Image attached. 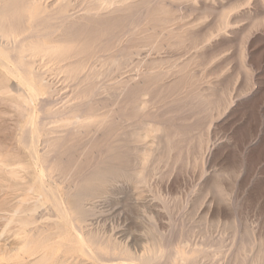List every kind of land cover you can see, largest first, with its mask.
Listing matches in <instances>:
<instances>
[{
  "label": "rangeland",
  "instance_id": "obj_1",
  "mask_svg": "<svg viewBox=\"0 0 264 264\" xmlns=\"http://www.w3.org/2000/svg\"><path fill=\"white\" fill-rule=\"evenodd\" d=\"M96 1L63 0L62 6L50 8L52 0L44 2L48 8L43 15L56 20L50 21L52 34L40 40L59 42L74 49L70 61H76L74 65L83 70L78 80L68 79V74L58 69L57 60L40 56L36 70L56 93L52 97L40 94L33 102L28 98L30 90L21 86L18 78L16 82L15 76L4 74L0 66V236H3L1 244L18 247L13 249L16 255L19 253V258L16 256L9 263L1 258L0 264L36 262L46 237V244L51 243L49 239L53 242L48 243L50 247L45 252L50 254L53 248L56 250L47 264L61 261L105 264L81 252L76 244L72 245L71 238L66 236L69 232L62 229L59 208L54 205V198L42 194L40 181L47 183L45 188L56 194L54 197H58L61 205L70 208L73 197L90 186L92 175L103 168L111 169L112 165V170H128L132 175L144 168L146 179L141 182L136 177H119L84 201V230L92 229L104 245L116 246L118 251L129 250L134 264L138 263L139 255L157 246L166 253L173 251L171 246L190 254L196 252V264H264L263 260L256 259L264 254V0ZM99 5L101 8H97ZM89 9H93L91 14L95 18L87 15ZM61 12L69 18L65 15L66 20L57 18ZM32 20L36 22L27 21L23 35L33 32V27L40 34L48 31L37 23L38 19ZM166 20L171 22L165 23ZM121 47H128L126 52L130 55L117 69L111 66L110 59L123 50ZM136 63L139 68L135 67ZM109 65L113 69L109 70ZM90 73L93 75L89 77ZM97 85H101L98 95L88 109L82 108V114L80 111L82 118L92 122L87 128L76 129L68 135L70 126L65 127L59 117L46 119L40 110L49 98L52 101L49 107L66 110L88 98L89 90ZM112 90H116L114 95ZM136 106L140 112L135 110ZM31 113L35 115L34 122L45 125L36 139L34 152L30 148V131L38 123H28ZM148 128L156 132L139 142L132 141L134 129L144 135ZM23 131L25 135L28 132L29 142L24 139ZM57 140L64 143L58 149ZM145 154L149 158L143 166L139 156ZM10 168L16 175L11 174ZM29 195L34 198L29 200ZM25 196L28 202L17 200ZM10 214L16 215H12L14 220L19 215L18 218H27L33 224L22 228L17 219L13 220L14 226L13 221L9 222ZM5 225H10L7 231ZM20 229L24 231L21 235ZM16 230L19 235L15 234L20 237L12 236ZM24 243H29L28 247ZM115 259V264L130 262H121L125 256ZM165 259L161 264H169Z\"/></svg>",
  "mask_w": 264,
  "mask_h": 264
},
{
  "label": "bare ground",
  "instance_id": "obj_2",
  "mask_svg": "<svg viewBox=\"0 0 264 264\" xmlns=\"http://www.w3.org/2000/svg\"><path fill=\"white\" fill-rule=\"evenodd\" d=\"M99 1H101V0H99ZM102 1H104L105 3H111L112 2V0L110 1V0H102ZM128 1V0H127ZM155 1V0H154ZM158 1V0H157ZM44 2H45V0H0V66L2 67V69L6 72V73H4V74H7V75H11V76H15L14 77V80H15V78H16V80H17V78L19 79V83H21V86H26L29 90H30V96L28 97L29 99H31L33 102H34V98L36 97L37 98V96L38 95H40V94H44V95H46V96H48V97H52V95H54V93H56V91H53V90H51V87L47 84V83H45L44 82V79L41 77V74L39 73V71H37L36 69V67H35V64H36V62H37V58L38 57H40L41 56V58H44V56H50V57H52L53 58V60H57L58 61V69L60 70V71H62V72H64L65 74L67 73L68 74V79H69V77L71 78V79H74V80H78L79 79V77H80V74H81V72L83 73V70H82V67L81 66H75L74 64L76 63V61H73V62H75V63H72L71 61H70V59H71V56H72V53H73V51H74V49H72L71 47H69V46H67V45H60V43L59 42H57V43H55L54 41H41L40 40V38L41 37H48V36H50V34H52V33H50L51 31H49V28H51V24H50V21L51 20H53V19H55L56 20V18L54 17V18H51V20L48 18V16H44L43 15V13H45L44 11L48 8V6L47 7H44ZM63 2V0H52V5H50L49 6V8L50 7H54V6H56V5H60L61 3ZM78 2V1H77ZM89 2V1H88ZM98 2V0L96 1V3ZM103 2V3H104ZM116 2V1H115ZM121 3H122V1H120ZM120 2L118 3V4H120ZM139 2V1H138ZM137 2V3H138ZM145 2H146V0H145ZM153 2V1H152ZM161 2V1H160ZM46 3V2H45ZM79 3V2H78ZM105 3H104V5H105ZM125 3V2H124ZM123 3V4H124ZM192 3V2H191ZM86 4V3H85ZM92 4V3H91ZM94 4H95V2H94ZM113 4H114V2H113ZM112 4V5H113ZM134 4V3H133ZM153 4V3H152ZM160 4V3H159ZM168 4V3H167ZM170 4V3H169ZM190 4V3H189ZM81 5V4H80ZM100 5H102L103 6V4H102V2H101V4ZM99 5V7H97V8H101V6ZM108 5H110V4H108ZM116 5V4H115ZM155 5V4H154ZM161 5V4H160ZM164 5V4H163ZM179 5V4H178ZM192 5V4H191ZM61 6H62V4H61ZM79 6V5H78ZM96 6V5H95ZM150 6V5H149ZM153 6V5H152ZM157 6H158V4H157ZM182 6V5H181ZM90 8V7H89ZM109 8H110V6H109ZM111 8H112V6H111ZM124 8V7H123ZM159 8H160V6H159ZM166 8V7H165ZM60 9V8H59ZM58 7H57V12H58ZM77 9V8H76ZM82 9H86V8H82ZM88 9V8H87ZM104 9H106V8H104ZM164 9V8H163ZM78 10H80V9H78ZM93 9H89V10H86V11H88V13H87V15H89L90 16V18L92 17H96L95 16V14H94V16L91 14ZM95 10V9H94ZM107 10V9H106ZM120 10V9H119ZM143 10V9H142ZM141 10V11H142ZM144 10H145V8H144ZM160 10H162V8H160ZM52 11V10H51ZM50 11V12H51ZM54 11V10H53ZM116 11V10H115ZM140 11V13H142ZM146 11V10H145ZM73 12V11H72ZM107 12V11H106ZM160 12V11H159ZM78 13H79V11H78ZM83 13L84 12H82V15H83ZM111 13V12H110ZM109 13V14H110ZM138 13V12H137ZM55 14H56V12H55ZM54 14V15H55ZM148 13H146L145 14V17H146V15H147ZM175 14V13H174ZM47 15H48V13H47ZM52 15V14H51ZM50 14H49V16H51ZM58 15V14H57ZM65 14L63 13V12H61L60 13V16L59 17H57V18H64L65 19V16H67V14L64 16ZM81 15V16H82ZM133 15H135V14H133ZM177 15V14H176ZM98 16V15H97ZM102 16V15H101ZM138 16V15H137ZM142 16V15H141ZM52 17V16H51ZM68 17V16H67ZM83 17V16H82ZM138 17H140V16H138ZM155 17V16H154ZM69 18V17H68ZM90 18H89V20H90ZM101 18V17H100ZM135 18V17H134ZM144 18V17H143ZM178 18V17H177ZM181 18V17H180ZM31 19H38V21H37V23L38 22H40V24H41V26H42V28H44V29H47L48 31H44V30H42V28H40L42 31H44L43 33H39V31H36L35 29H37V27H33V29L31 30V31H33V32H31V33H28V34H26V35H23L24 34V32L25 31H23V30H25V29H23L25 26H26V23H27V21H29L30 20V23L32 22L33 23V21L34 22H36L35 20H32L31 21ZM77 19V18H76ZM102 19V18H101ZM137 19V18H136ZM169 19V18H168ZM171 19V18H170ZM232 19V18H231ZM66 20V19H65ZM84 20V19H83ZM92 20V19H91ZM142 20V19H141ZM140 20V21H141ZM175 20V19H174ZM218 20H220V19H218ZM94 21V20H93ZM132 21V20H131ZM141 22H143V21H141ZM159 22V21H158ZM162 22V21H161ZM160 22V23H161ZM165 23L167 22V20L166 21H164ZM169 22H171V21H169ZM169 22H167V23H169ZM155 23H156V21H155ZM58 24V23H57ZM92 24H93V22H92ZM123 24V23H122ZM132 24V23H131ZM154 24V23H153ZM162 24V23H161ZM219 24V23H218ZM221 24V23H220ZM34 25H35V23H34ZM55 25V24H54ZM71 25V24H70ZM155 25V24H154ZM183 25V24H182ZM32 26V25H31ZM75 26H77L78 27V25H75ZM93 26V25H92ZM130 26V25H129ZM135 26V25H134ZM138 26V25H137ZM139 26H141V25H139ZM90 27V26H89ZM220 27H221V25H220ZM35 28V29H34ZM72 28H73V25H72ZM79 28V27H78ZM134 28V27H133ZM132 28V29H133ZM169 28V27H168ZM177 28V27H176ZM175 28V29H176ZM181 28V27H180ZM179 28V29H180ZM23 29V30H22ZM39 29V30H40ZM87 29V28H86ZM165 29H166V27H165ZM174 29V30H175ZM71 30V29H70ZM73 30V29H72ZM124 30V29H123ZM135 30H136V27H135ZM170 30H172V29H170ZM169 30V31H170ZM177 30H178V28H177ZM157 31V30H156ZM163 31V30H162ZM41 32V31H40ZM71 32V31H70ZM69 32V33H70ZM171 32V31H170ZM173 32V31H172ZM182 32V31H181ZM136 33V32H135ZM143 33V32H142ZM155 33V32H154ZM158 33H161V31H159ZM164 33V32H163ZM66 34H67V32H66ZM70 34H72V33H70ZM80 34V33H79ZM78 34V35H79ZM83 34V33H82ZM118 34V33H117ZM152 34V33H151ZM162 34V33H161ZM181 34V33H180ZM191 34V33H190ZM189 34V35H190ZM65 35V34H64ZM134 34H132V36H133ZM142 35V34H141ZM155 35V34H154ZM160 35V34H159ZM69 36V35H68ZM128 36V35H127ZM143 36V35H142ZM145 36V35H144ZM164 36H165V34H164ZM138 37V36H137ZM140 37V36H139ZM148 37V36H147ZM196 37V36H195ZM59 38H61V37H59ZM64 39H65V37H63ZM69 38H71V37H69ZM121 38H122V36H121ZM130 38V37H129ZM143 38V37H142ZM148 38H150V39H152L150 36L148 37ZM174 38V37H173ZM56 39V38H55ZM78 39V38H77ZM109 40V39H108ZM132 40V39H131ZM137 40V39H136ZM142 40V39H141ZM158 40H160V39H158ZM150 41H153L154 42V40H150ZM160 42V41H159ZM71 43H72V41H71ZM111 43V42H110ZM129 43V42H128ZM148 43H150V42H148ZM172 43V42H171ZM175 43V42H174ZM185 43V42H184ZM67 44H69V43H67ZM140 44V43H139ZM144 44H146V43H144ZM160 44V43H159ZM163 44V43H162ZM165 44V43H164ZM192 44V43H191ZM128 45V44H127ZM130 45V44H129ZM137 45H138V43H137ZM150 45H152V43L150 44ZM150 45H148V46H150ZM154 45H155V43H154ZM170 45V44H169ZM180 45V44H179ZM181 45H182V43H181ZM140 46V45H139ZM164 46V45H163ZM166 46V45H165ZM194 46V45H193ZM129 47V46H128ZM127 47V48H128ZM133 47H136V46H133ZM138 47V46H137ZM154 47V46H153ZM160 47V46H159ZM171 47V46H170ZM192 47V46H191ZM112 48V47H111ZM122 48V47H121ZM125 48V49H124ZM124 48H122L123 50L121 51V50H119V52L120 53H118L117 54V56H115V57H113V58H111L110 60H111V66L112 67H115V68H119L120 66H122V64H123V59H125V58H127L130 54L128 53V52H126L127 51V48L126 47H124ZM131 48V47H130ZM144 48V47H143ZM155 48H158L157 46L155 47ZM172 48V47H171ZM193 48V47H192ZM147 49V48H146ZM149 49V48H148ZM147 49V50H148ZM168 49H170V48H168ZM180 49V48H179ZM154 50V49H153ZM156 50V49H155ZM159 50V49H158ZM161 50V49H160ZM171 50V49H170ZM173 50V49H172ZM182 50V49H181ZM184 50H186L185 48H184ZM183 50V51H184ZM149 51V50H148ZM157 51V50H156ZM162 51V50H161ZM181 52V53H185V52ZM108 52V51H107ZM151 52V51H150ZM180 52V51H179ZM75 53V52H74ZM78 53V52H77ZM155 53V52H154ZM187 53V52H186ZM138 54H139V52H138ZM112 55V54H111ZM108 56V55H107ZM139 57V56H138ZM147 57V56H146ZM46 58V57H45ZM48 58V57H47ZM84 58V57H83ZM129 58V57H128ZM139 59V58H138ZM159 59V58H158ZM40 60H42V59H40ZM98 60V59H97ZM104 60V59H103ZM102 60V61H103ZM128 60V59H127ZM88 61V60H87ZM99 62H100V60H98ZM97 61V62H98ZM158 61V60H157ZM189 61V60H188ZM40 62V61H39ZM110 62V61H109ZM141 62V61H140ZM147 62V61H146ZM150 62H153V61H150ZM179 62V61H178ZM105 63V62H104ZM126 63V62H125ZM134 63V62H133ZM139 63V62H138ZM138 63H136V66L135 67H138L137 66V64ZM143 63V62H142ZM145 63V62H144ZM78 64V63H77ZM105 64H107V63H105ZM130 64V63H129ZM135 64V63H134ZM153 64H154V62H153ZM159 64V63H158ZM161 64V63H160ZM159 64V65H160ZM45 65V64H44ZM103 65V64H102ZM131 65V64H130ZM129 65V66H130ZM143 65V64H142ZM146 64H144V66H145ZM148 65H149V63H148ZM46 66V65H45ZM44 66V67H45ZM105 66H107V65H105ZM110 66V65H109ZM110 66V68H109V70L112 68ZM126 66V65H125ZM128 66V67H129ZM132 66V65H131ZM140 66H141V64H140ZM157 66V65H156ZM1 67H0V69H1ZM96 67V66H95ZM98 67V66H97ZM146 67V66H145ZM179 67H180V65H179ZM92 67H90L89 69H91ZM134 68V67H133ZM139 68V67H138ZM137 68V69H138ZM154 68V67H153ZM41 69V68H40ZM95 69V68H94ZM93 69V70H94ZM101 69V68H100ZM113 69V68H112ZM143 69V68H142ZM155 69H156V67H155ZM58 70V71H59ZM92 70V69H91ZM90 70V71H91ZM102 70V69H101ZM106 70H108V69H106ZM108 70V71H109ZM125 70V69H124ZM136 70V69H135ZM148 70V69H147ZM150 70V69H149ZM57 71V72H58ZM105 71V70H104ZM108 71H107V73H108ZM146 71V70H145ZM57 72H56V74H57ZM114 72V71H113ZM130 72V71H129ZM188 72V71H187ZM186 72V73H187ZM93 73H95V72H93ZM115 73V72H114ZM133 73V72H132ZM3 74V75H4ZM44 74V73H43ZM59 74H61V73H59ZM59 74H57V75H59ZM92 73H90L89 74V77H90V75H91ZM101 75H102V73H100ZM106 75V73H104L103 72V75ZM93 75V74H92ZM104 75V76H105ZM109 75V74H108ZM126 75V74H125ZM151 75V74H150ZM171 75V74H170ZM192 75V74H191ZM2 76V75H1ZM86 76V75H85ZM109 76H111V74L109 75ZM127 76V75H126ZM133 76V75H132ZM193 76V75H192ZM12 77V78H13ZM57 77V76H56ZM61 77V76H60ZM95 77V76H94ZM93 77V78H94ZM101 77V76H100ZM108 77V76H107ZM112 77V76H111ZM122 77V76H121ZM177 77V76H176ZM7 78V77H6ZM83 78V77H82ZM81 78V79H82ZM113 78V77H112ZM178 78H180V77H178ZM8 79V78H7ZM68 79H67V82H68ZM84 79V78H83ZM88 79V78H87ZM99 79H102V78H99ZM98 79V81L100 82V80ZM119 79V78H118ZM127 79V78H126ZM130 79V78H129ZM135 79H138V78H135ZM191 79V78H190ZM74 80H73V82H74ZM89 80V79H88ZM93 80V79H92ZM96 80H97V78H96ZM114 80V79H113ZM112 80V81H113ZM158 80V79H157ZM11 81V80H10ZM84 81V80H83ZM102 81V80H101ZM119 81V80H118ZM16 82H18V80L16 81ZM62 82V81H61ZM80 82V81H79ZM86 82H88V81H86ZM95 82V81H94ZM98 82V83H99ZM129 82H130V80H129ZM7 83V82H6ZM58 83V82H57ZM71 83V82H70ZM91 83H92V81H91ZM15 84V83H14ZM61 84H65V83H61ZM88 83H86L85 85H87ZM101 84H103V82L101 83ZM139 84V83H138ZM187 84H189V82L187 83ZM57 85V84H56ZM90 84H88V86H89ZM116 85H117V83H116ZM120 85V84H119ZM124 85V84H123ZM129 85H131V84H129ZM142 85V84H141ZM4 86H5V84H4ZM63 86H65V85H63ZM74 86V85H73ZM82 86V85H81ZM87 86V87H88ZM92 86V85H91ZM101 86V85H100ZM100 86H98L97 85V87H93L91 90H89L90 91V93H88L86 96H88V98H85L83 101H81V103H79V104H77L76 103V105H74V106H71V107H69V108H67L66 110H54V109H52L51 107H49L50 106V104L51 103H49V102H52V101H50L51 99L49 98V102H46L45 104H43L41 107H40V110L42 109V111L44 112V117L47 119H49V118H55V117H59L61 120H62V123L64 124V126L66 127V126H70V129L68 130V135H69V133H70V135L71 134H73V133H75V130L76 129H79V128H87V127H89V126H91V124H92V122H90V121H87L88 120V118L86 119V117H85V119L84 118H82V116L80 115V111H81V114H82V110L84 109V107L85 108H87L88 109V106L90 105V103L92 102V99L94 98V97H96L97 95H98V92L100 91V89L98 88V87H100ZM106 86V85H105ZM109 86V85H108ZM126 86V85H125ZM189 86V85H188ZM6 87V86H5ZM82 87H85V86H82ZM81 87V88H82ZM115 87V86H114ZM113 87V88H114ZM16 88V87H15ZM19 88V87H18ZM17 88V89H18ZM25 88V87H24ZM23 88V89H24ZM67 88V87H66ZM74 88V87H73ZM75 88H76V86H75ZM104 88V87H103ZM107 88V87H106ZM109 88V87H108ZM111 88V87H110ZM3 89V88H2ZM70 89H71V87H70ZM89 89H90V87H89ZM117 89V88H116ZM119 89H122V88H119ZM124 89V88H123ZM27 90V89H26ZM77 90V89H76ZM23 91V90H22ZM87 91V90H86ZM105 91H106V89H105ZM110 91V90H109ZM113 91V90H112ZM116 91V90H115ZM115 91H113V94L112 95H114L115 93ZM121 91V90H120ZM125 91V90H124ZM123 91V92H124ZM127 91V90H126ZM24 92V91H23ZM106 93V92H105ZM104 93V94H105ZM59 94H60V92H59ZM102 94V93H101ZM104 94H103V96H104ZM123 94V93H122ZM121 94V95H122ZM199 94V93H198ZM118 95V94H117ZM119 95H120V93H119ZM201 95V94H200ZM66 96V95H65ZM77 96V95H76ZM81 96V95H80ZM108 96V95H107ZM116 96V95H115ZM202 96V95H201ZM82 97V96H81ZM67 98V97H66ZM65 98V99H66ZM75 98V97H74ZM84 98V97H83ZM105 98H106V96H105ZM114 98V97H113ZM118 98H119V96H118ZM199 98H200V96H199ZM202 98H203V96H202ZM34 99V100H33ZM44 99V98H43ZM110 99H111V96H110ZM115 99V98H114ZM41 100V99H40ZM197 100H199V99H197ZM47 101V100H46ZM100 101H102V100H100ZM33 102H31V103H33ZM41 102V101H40ZM71 102H72V100H71ZM117 102V101H116ZM30 103V104H31ZM37 103V102H36ZM39 103V102H38ZM42 103H43V101H42ZM94 103V102H93ZM111 104V103H110ZM34 105V104H33ZM32 106V105H31ZM105 106H107V105H105ZM36 107V106H35ZM29 108V107H28ZM83 108V109H82ZM101 108V107H100ZM18 109V108H17ZM22 109V108H21ZM25 109V108H24ZM23 109V110H24ZM33 109H35V108H33ZM20 110V109H19ZM30 110H32L31 108H30ZM36 110V109H35ZM135 110L138 112H140V108H139V106H136L135 107ZM25 111H26V109H25ZM84 112H85V110H84ZM19 113V112H18ZM21 113V112H20ZM37 113V112H36ZM86 113V112H85ZM97 113H99V112H97ZM22 115L24 116V114L22 113ZM31 115H32V113H31ZM37 115V114H36ZM87 115H89V114H87ZM21 116V115H20ZM19 116V117H20ZM28 117V116H27ZM34 117H35V115H34ZM34 117H33V115L31 116V117H28V123L29 124H31V123H38V124H36V126L33 128V129H31V131H30V133L32 134V140H31V150L34 152L35 151V143L37 144V137H38V135H39V133L41 132V131H44L45 130V128H44V126L45 125H43V122L42 123H39V122H41V121H36V122H34L35 121V119H34ZM36 118H37V116H36ZM52 119V120H53ZM58 119V118H57ZM56 119V120H57ZM59 119V120H60ZM91 119V118H90ZM95 119V118H94ZM37 120H38V118H37ZM42 120V119H41ZM55 120V121H56ZM114 120V119H113ZM119 120V119H118ZM124 120V119H123ZM43 121V120H42ZM48 121V120H47ZM50 121V120H49ZM101 121V120H100ZM108 121V120H107ZM52 122V121H51ZM57 123H59L58 121H56ZM94 122H96V121H94ZM126 122V121H125ZM48 123H50V122H48ZM53 123V122H52ZM61 123V122H60ZM61 123V124H62ZM29 124H28V126H29ZM54 124H55V126H56V123L54 122ZM52 125V124H51ZM105 125V124H104ZM135 125V124H134ZM133 125V126H134ZM27 126V125H26ZM26 126H25V129H26ZM53 126V125H52ZM142 126V125H141ZM143 127H144V125H143ZM108 128V127H107ZM137 128V127H136ZM47 129V128H46ZM56 129V128H55ZM66 129V128H65ZM131 130V129H130ZM135 130V132L133 133V134H131V138H132V141H135V142H139V141H141V140H143V138H147V137H150L151 136V134L152 133H154V132H156V130L155 129H152V128H148V129H146L145 130V133H144V135L142 134V132H140V131H136V129H134ZM138 130V129H137ZM27 131H28V129H27ZM128 131V130H127ZM126 131V132H127ZM164 131V130H163ZM25 132H26V130H25ZM24 131H23V134L25 133ZM47 132V131H46ZM45 132V133H46ZM94 132V131H93ZM79 133V132H78ZM125 133V132H124ZM160 133H161V131H160ZM159 133V134H160ZM27 134H28V132L26 133V135L24 136V139H27ZM49 134V133H48ZM53 134V133H52ZM100 134V133H99ZM127 134V133H126ZM157 134V133H156ZM164 134V133H163ZM153 135V134H152ZM161 135V134H160ZM40 137V136H39ZM64 137V136H63ZM62 137V138H63ZM67 137V135L65 136V140L66 139H68V138H66ZM173 137V136H172ZM167 138V137H166ZM39 139V138H38ZM160 139V138H159ZM165 139V138H164ZM168 139V138H167ZM166 139V140H167ZM21 140V139H20ZM28 140V139H27ZM23 141V140H22ZM30 141V138H29V140H28V142ZM165 141V140H164ZM173 141H174V139H173ZM161 142V141H160ZM168 142H170V141H168ZM24 143V142H23ZM61 143H63V140H62V142H58V140H57V142H56V148L58 149V148H61L62 146L61 145H63V144H61ZM163 143V142H162ZM161 143V144H162ZM22 144V143H21ZM65 144H66V142H65ZM96 144V143H95ZM126 144V143H125ZM129 144V143H128ZM160 144V143H159ZM170 144V143H169ZM177 144V143H176ZM23 145H25V144H23ZM46 145H48V144H46ZM118 145V144H117ZM168 145V144H167ZM37 146V145H36ZM145 146V145H144ZM25 147V146H24ZM49 147V146H48ZM27 148H28V146H27ZM47 148V147H46ZM69 148V147H68ZM71 148V147H70ZM129 148V147H128ZM158 148V147H157ZM168 148V147H167ZM169 148H171V147H169ZM84 149V148H83ZM103 149V148H102ZM108 149V148H107ZM30 150V151H31ZM37 150V149H36ZM155 150V149H154ZM29 151V152H30ZM66 151V150H65ZM129 151V150H128ZM165 151V150H164ZM171 151V150H170ZM40 152H42V151H40ZM152 152V151H151ZM151 152H149V153H151ZM168 152V151H167ZM30 153H32V152H30ZM35 153H37V152H35ZM35 153L34 154H31V156L32 155H35ZM137 153V152H136ZM38 154H40L39 153V151H38ZM152 154V153H151ZM150 154V155H151ZM41 155V154H40ZM70 155V154H69ZM68 155V156H69ZM109 156H111V155H109ZM152 156V155H151ZM132 157V156H131ZM148 155H143V156H139V159H140V162H141V164L144 166L145 165V161L146 160H148ZM33 158H34V156H33ZM37 158H39V157H37ZM35 160H36V158H34ZM70 159V158H69ZM123 159H125V158H123ZM40 160H41V158H40ZM73 160V159H72ZM161 160H163V159H161ZM37 161V160H36ZM52 161V160H51ZM71 161V160H70ZM110 161V160H109ZM135 161V160H134ZM33 162V161H32ZM41 162V161H40ZM112 162H114V161H112ZM124 162V161H123ZM165 162V161H164ZM109 163V162H108ZM126 163V162H125ZM153 163V162H152ZM50 164V162L48 163V165ZM110 164V163H109ZM161 164V163H160ZM163 164V163H162ZM46 165H47V163H46ZM159 165V164H158ZM43 166V165H42ZM101 166V165H100ZM113 167H114V165H112ZM153 166H155V165H153ZM160 166V165H159ZM46 167V166H45ZM44 167V168H45ZM103 167V166H102ZM112 167V168H113ZM3 168H5V167H3ZM2 168V169H3ZM112 168L110 169V168H103L102 170H99V171H97V172H95L93 175H92V177L93 178H91V184H90V186L86 189V190H82V192H79L80 194H78V195H75L74 197H73V200H72V203H71V207L70 208H65V206H64V204L63 205H61V202H60V200H58V197L56 196V197H54L56 194H52L51 192H50V189L48 190V189H46L45 188V183L46 182H42V181H40V184H41V192H42V194H45V195H47L48 197H52V198H54V205H56V207L57 208H59V211H60V213H61V216H62V218L61 219H63V226H62V229L64 230V232H69V233H67L68 235H66V236H68V237H70L71 238V242H72V245H77L76 247H77V249H79L81 252H83L84 254H87V255H90V256H92L93 258H95L98 262H105V264L107 263H109V264H115L116 262V260L118 259H115V257H117V256H125L126 257V259H124V260H122L121 262H125V261H130V262H133L135 259H134V257H133V255L131 254V252L129 251V250H127V249H123V250H119L118 251V249H117V247L116 246H107V245H104L103 243H101L99 240H98V238L92 233V232H94V231H92V229H89V227H88V224H87V226H85V227H88V228H86V230H84V226H83V224H84V222H85V217H86V211H85V209H84V207H83V204H84V201L85 200H87L88 198H91L92 196H94V195H96V193L98 194V192H100V188L102 187V186H104L107 182H110L111 180L112 181H114V180H116L117 178H119V177H124V179L126 178H128V179H131V178H133V177H136L139 181H145V179H146V176H145V174H144V168L141 170V171H139L138 173H136L135 175H132V173H130V171H120L119 172V170H112ZM135 168V167H134ZM1 169V168H0ZM6 169V168H5ZM9 169V168H8ZM11 169V168H10ZM46 169H47V167H46ZM114 169H116V168H114ZM153 169V168H152ZM15 170V169H14ZM45 170V169H44ZM82 170V169H81ZM91 170V169H90ZM130 170V169H129ZM147 170V169H146ZM145 170V171H146ZM6 171V170H5ZM154 171V170H153ZM2 172V171H1ZM9 171H7L6 173H8ZM11 174L14 176V175H16V173H13L14 171H12V169H11ZM41 172H42V170H41ZM40 172V173H41ZM81 173H82V171H80ZM85 172V171H84ZM150 172H151V170H150ZM93 173V172H92ZM156 173V172H155ZM148 174V173H147ZM154 174V173H153ZM12 175H11V177H12ZM72 175V174H71ZM150 175V174H149ZM6 176H10V173H9V175H6ZM47 177V176H46ZM49 177V176H48ZM48 177H47V179H48ZM91 177V176H90ZM150 177V176H149ZM14 178V177H13ZM87 178V177H86ZM18 179V178H17ZM20 179V178H19ZM46 179V178H45ZM77 179V178H76ZM88 179V178H87ZM85 180V179H84ZM90 180V179H89ZM45 181V180H44ZM137 181V180H136ZM48 182V181H47ZM129 182V181H128ZM148 182V181H147ZM52 183V182H51ZM112 183V182H111ZM48 184H50V183H48ZM74 184V183H73ZM76 184V183H75ZM51 185V184H50ZM46 186H47V183H46ZM75 186V185H74ZM51 187V186H50ZM57 187V186H56ZM110 187V186H109ZM66 188V187H65ZM54 189H56V188H54ZM53 189V190H54ZM69 189H71V188H69ZM103 189V188H102ZM80 190V191H81ZM18 191V190H17ZM57 191V190H56ZM69 191V190H68ZM102 191V190H101ZM19 192V191H18ZM29 192V191H28ZM103 192V191H102ZM15 193V192H14ZM59 193V192H58ZM16 194V193H15ZM102 194V193H101ZM25 194H23V195H21V196H24ZM30 195H32V194H30ZM28 196L29 197V200L31 199V197H33L34 198V196ZM6 196V195H5ZM12 196H14L13 194H12ZM16 196V195H15ZM18 196H20V195H18ZM61 196V195H60ZM9 197V196H8ZM39 197V196H38ZM38 197H37V199H35V200H38ZM39 198H41V197H39ZM1 199V198H0ZM61 199V198H60ZM9 200V199H8ZM17 200H22L23 202L25 201V203H26V201L28 202V198L26 199V196L25 197H21V199H19V198H17ZM2 202L4 201V200H1ZM5 201H7V200H5ZM16 201V200H15ZM32 201V200H31ZM62 201V200H61ZM17 203V202H16ZM19 203H22L21 201H19ZM19 203H17V204H19ZM38 203V202H37ZM36 203V204H37ZM63 203V202H62ZM24 204V203H23ZM23 204H19V206H24ZM7 205V204H6ZM19 206H18V209H19ZM63 206V207H62ZM6 207V206H5ZM55 209V208H54ZM4 210V209H3ZM5 210H6V208H5ZM19 210H22V209H19ZM19 210H16V211H18V212H20ZM15 211V214L16 213H18V212H16ZM32 211V210H31ZM30 211V212H31ZM58 211V212H59ZM1 212V211H0ZM22 213V212H21ZM32 213V212H31ZM34 213V212H33ZM13 215V214H10V216H9V218H10V220H9V222L11 221H13L14 220V218L15 217H13V216H16V215ZM6 215H7V213H6ZM13 215V216H12ZM21 215V214H20ZM60 215V214H59ZM22 216H23V214H22ZM2 217V216H1ZM5 217V216H4ZM7 217V216H6ZM18 217H19V215H18ZM17 217V219L19 220V222H20V226L23 228V227H25V226H27V225H31V223H29V220H27V218H23V219H21V217L20 218H18ZM34 217V216H33ZM53 217V216H52ZM2 220H3V218H1ZM16 219V220H17ZM16 220H14V221H16ZM13 221V224L15 223ZM150 221H152V220H150ZM153 222V221H152ZM7 224H8V222H7ZM10 224V223H9ZM33 224V223H32ZM52 224H55L54 222L52 223ZM11 225V224H10ZM10 225H5L6 226V230L5 231H7V228L10 226ZM17 225V224H16ZM11 226H13V225H11ZM14 226H15V224H14ZM53 226V225H52ZM155 226V225H154ZM18 227V226H17ZM51 227V226H50ZM60 227V226H59ZM58 227V228H59ZM95 227V226H94ZM57 228V229H58ZM9 229V228H8ZM50 229V228H49ZM48 229V230H49ZM60 229V228H59ZM94 229V228H93ZM153 229V228H152ZM19 230V229H18ZM18 230H16L13 234L14 235H12V236H14L15 237V233H17L18 234ZM21 230V229H20ZM35 230V229H34ZM38 230H40V229H38ZM10 231H11V229H10ZM9 231V232H10ZM14 230H12V232H13ZM23 230H21L20 231V235H21V233H23L22 232ZM26 232V231H25ZM38 232V231H37ZM84 232H86V233H84ZM1 233H5V232H1ZM27 233V232H26ZM35 233V232H34ZM61 233V232H60ZM11 234V233H10ZM25 234V233H24ZM28 234V233H27ZM8 235V234H7ZM19 235V234H18ZM18 235H16L17 237H20V236H18ZM26 235V234H25ZM24 235V236H25ZM34 235V234H33ZM4 236H5V234H4ZM23 236V235H22ZM50 236H53V235H50ZM26 237V236H25ZM32 237H34V236H32ZM65 237V236H64ZM63 237V238H64ZM1 238H3V236L1 235L0 236V261H1V258H4V259H6L7 261H8V263L9 262H12V260L14 259V258H16V256L18 257V254L16 255L15 253V248L13 249L11 246H8L6 243L5 244H1ZM31 238V237H30ZM37 238V237H36ZM59 238V237H58ZM5 239V238H4ZM60 239V238H59ZM58 239V240H59ZM14 240V239H13ZM21 240H23V239H21ZM42 240H44V239H42ZM42 240H41V242H42ZM53 240V239H52ZM3 241V240H2ZM10 241V240H9ZM18 241V240H17ZM48 241H50L51 243L53 242V241H51V239H49ZM61 241V240H60ZM7 242V241H6ZM12 242V241H11ZM23 242V241H22ZM46 242H47V237H46V239H45V241H43V244H42V252H41V255L39 256V258L37 259V260H35L36 262H34V260H33V262L34 263H32V264H47V262L48 261H50L51 260V258L53 257V253L56 251L55 250V248H53L52 249V251H51V253L50 254H47L46 252H45V250L48 248V247H50V246H48V243L46 244ZM154 242V241H153ZM51 243H49V245L51 244ZM56 243H58V242H56V241H54V244H56ZM62 243V242H61ZM17 244V243H16ZM25 244V245H24ZM23 244V246H27L28 247V245H29V243H24ZM10 245V244H9ZM53 245V244H52ZM71 245V244H70ZM158 245V244H157ZM172 245V244H171ZM17 246V245H16ZM21 245H19V247H20ZM67 246V245H66ZM65 246V247H66ZM243 246H244V244H243ZM26 247V248H27ZM153 247V246H152ZM170 247V246H169ZM181 247V246H180ZM171 248H172V250L173 251H171V250H169V251H171V252H169V253H166V250H160L159 248H158V246H157V248L156 247H154V248H152V249H149V250H147V252L146 253H144V254H142L141 256L139 255V257L136 259V261H138V263H136V264H149V263H153V262H155V263H157V262H160L162 259H165V257H167V261H168V263L169 264H178L179 262L181 263V264H196V260H197V255H196V252L195 253H192V254H190L189 252H186V250L184 251V250H174L173 249V247L171 246ZM190 248V247H189ZM16 249H18V247L16 248ZM23 249V248H22ZM147 249V248H146ZM185 249V248H184ZM24 250H25V248H24ZM27 250V249H26ZM30 250V249H29ZM90 250V251H89ZM20 251V250H19ZM22 251V250H21ZM24 252H26V251H24ZM29 252V251H28ZM242 252V251H241ZM259 252V251H258ZM90 253H92V255L90 254ZM214 253V252H213ZM240 253V252H239ZM245 253V252H244ZM247 253V252H246ZM245 253V254H246ZM211 254V253H210ZM260 254H261V252H260ZM240 255V254H239ZM244 255V254H243ZM253 255V254H252ZM237 256H238V254H237ZM27 257V256H26ZM33 257H35V255L33 256ZM218 257V256H217ZM240 257H242L243 258V256L241 255ZM19 258V257H18ZM64 258V257H63ZM212 258V257H211ZM214 258V257H213ZM239 258V257H238ZM247 258V257H246ZM244 259V258H243ZM256 259H257V261L259 262V260L261 261V260H263L264 261V254L263 255H261V256H258V257H256ZM121 259H119V261H120ZM133 260V261H132ZM166 260V259H165ZM206 260V259H205ZM204 260V261H205ZM236 260V259H235ZM247 260V259H246ZM119 261H117V262H119ZM85 262V261H84ZM130 262H128L127 264H129ZM163 262V260L160 262V263H158V264H161ZM166 262V261H165ZM164 262V263H165ZM200 262H201V260H200ZM236 262V261H235ZM65 263V262H64ZM62 261L61 262H59V264H64ZM135 262H133V264H134ZM120 264V263H119ZM121 264H126V263H121ZM130 264H132V263H130ZM166 264V263H165Z\"/></svg>",
  "mask_w": 264,
  "mask_h": 264
}]
</instances>
